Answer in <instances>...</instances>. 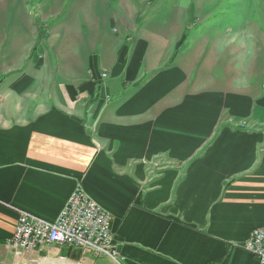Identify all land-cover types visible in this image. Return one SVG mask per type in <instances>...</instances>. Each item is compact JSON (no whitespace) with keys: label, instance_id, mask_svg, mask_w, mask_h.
<instances>
[{"label":"crops","instance_id":"crops-1","mask_svg":"<svg viewBox=\"0 0 264 264\" xmlns=\"http://www.w3.org/2000/svg\"><path fill=\"white\" fill-rule=\"evenodd\" d=\"M74 15L42 36L57 67L29 37L0 68V264L29 256L7 245L15 207L53 220L77 183L111 213L120 264H257L241 244L264 226V63L239 65L237 35L119 19L101 37Z\"/></svg>","mask_w":264,"mask_h":264},{"label":"rangeland","instance_id":"rangeland-1","mask_svg":"<svg viewBox=\"0 0 264 264\" xmlns=\"http://www.w3.org/2000/svg\"><path fill=\"white\" fill-rule=\"evenodd\" d=\"M76 9L77 15L80 17L76 15L73 17L75 19L78 18L84 24V33L90 29L92 20L93 22H99L98 30L101 37L109 31V28L110 30L116 29L120 33L121 22L134 24L135 19H138L137 23L140 25V32L150 31L156 33L155 30H158L164 34H172L176 24L182 22V25L186 24L184 34L189 36V38L202 39L203 35H209L211 41H213L215 37V40H224V38H232L237 35V43L241 46L238 53L242 54L239 56L238 61L242 67H245L250 59L255 58L264 63V0H0V68L19 64V54L24 44L29 40V37L33 38V43L38 50L39 46L45 48V44L47 43H44L42 36L48 32L50 23L58 20H69ZM90 10L96 16L91 15L92 20L89 18V22L85 19L87 12H90ZM109 16L116 19L114 25L109 24ZM119 19L121 20L120 23ZM92 32L94 37L97 34L94 26H92ZM53 42L56 44L55 53L54 50L49 52L46 47L45 54L41 49L39 50V54L44 57L46 66L51 64V67H57L59 64L58 59H56L58 55L57 48L61 46L56 37ZM261 49H263V52L258 55L256 51ZM47 51L49 53L48 57ZM226 55L229 56V50L225 52V57ZM225 57L222 62H225ZM24 65L26 66V62ZM21 66L23 67V63ZM231 66L234 67V64H231ZM55 75L59 78V74ZM225 75L227 77L234 76L230 72ZM107 76L108 73L106 72L101 74L102 78ZM77 186L91 197L81 183H77L74 189ZM14 210L17 213V222L19 213L17 211L24 209L15 207ZM30 213L33 214L32 212ZM258 227L264 226L254 227L250 231L249 236ZM248 237L241 244L245 250L247 248L244 247V243ZM9 240L7 241V245L11 249ZM58 249L59 251H57ZM62 250H64V253L59 254ZM81 251L67 245H62L43 251H20L16 255L29 254V256L22 257V264H82L79 260L74 259ZM13 253L15 254V252ZM251 254L254 255L253 253ZM118 256H120V252ZM255 258L257 259L256 256ZM116 264H120L119 259Z\"/></svg>","mask_w":264,"mask_h":264},{"label":"built area","instance_id":"built-area-1","mask_svg":"<svg viewBox=\"0 0 264 264\" xmlns=\"http://www.w3.org/2000/svg\"><path fill=\"white\" fill-rule=\"evenodd\" d=\"M18 220L10 238L15 252L43 251L67 245L98 257L118 262L119 251L111 229L112 216L77 186L55 220H47L25 210H18ZM264 227L253 230L244 247L264 264Z\"/></svg>","mask_w":264,"mask_h":264},{"label":"bare ground","instance_id":"bare-ground-1","mask_svg":"<svg viewBox=\"0 0 264 264\" xmlns=\"http://www.w3.org/2000/svg\"><path fill=\"white\" fill-rule=\"evenodd\" d=\"M258 260V259H257Z\"/></svg>","mask_w":264,"mask_h":264}]
</instances>
